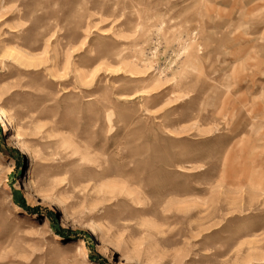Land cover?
I'll use <instances>...</instances> for the list:
<instances>
[{"label": "rangeland", "instance_id": "374dc122", "mask_svg": "<svg viewBox=\"0 0 264 264\" xmlns=\"http://www.w3.org/2000/svg\"><path fill=\"white\" fill-rule=\"evenodd\" d=\"M0 112V264H264V0H0Z\"/></svg>", "mask_w": 264, "mask_h": 264}, {"label": "bare ground", "instance_id": "6f19581e", "mask_svg": "<svg viewBox=\"0 0 264 264\" xmlns=\"http://www.w3.org/2000/svg\"><path fill=\"white\" fill-rule=\"evenodd\" d=\"M0 119L3 120V114L0 112ZM5 129H7V123H4ZM92 237L94 238L96 243H101L102 245V252L108 253L111 251L117 250V245H115L112 241L106 240V237L99 233H93ZM82 261H88L87 253L84 252Z\"/></svg>", "mask_w": 264, "mask_h": 264}]
</instances>
